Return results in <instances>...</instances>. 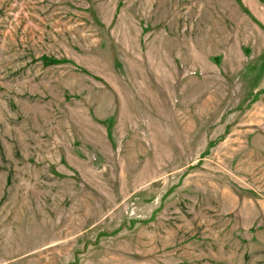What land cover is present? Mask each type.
Masks as SVG:
<instances>
[{
	"label": "rangeland",
	"instance_id": "rangeland-1",
	"mask_svg": "<svg viewBox=\"0 0 264 264\" xmlns=\"http://www.w3.org/2000/svg\"><path fill=\"white\" fill-rule=\"evenodd\" d=\"M0 264H264V0H0Z\"/></svg>",
	"mask_w": 264,
	"mask_h": 264
}]
</instances>
